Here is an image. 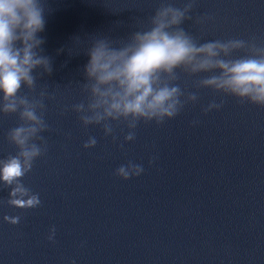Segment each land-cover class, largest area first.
Listing matches in <instances>:
<instances>
[{"label":"water","instance_id":"water-1","mask_svg":"<svg viewBox=\"0 0 264 264\" xmlns=\"http://www.w3.org/2000/svg\"><path fill=\"white\" fill-rule=\"evenodd\" d=\"M160 3L53 0L41 35L54 71L39 82L52 95L47 150L24 177L41 205H0V264H264V107L198 87L206 74L178 72L197 102L159 125L139 123L133 142H124L123 124L113 141L99 126L84 128L72 110L83 99L85 58L58 49L82 31L126 36L146 27ZM189 15L182 26L198 40L264 44V0H194ZM213 101L221 107L205 112ZM17 125L15 114L0 116V156L15 153L7 133ZM89 136L97 144L85 149ZM128 161L144 172L123 180L115 169ZM7 198L0 189V201Z\"/></svg>","mask_w":264,"mask_h":264},{"label":"clouds","instance_id":"clouds-1","mask_svg":"<svg viewBox=\"0 0 264 264\" xmlns=\"http://www.w3.org/2000/svg\"><path fill=\"white\" fill-rule=\"evenodd\" d=\"M52 3L0 0V116L18 117V125L7 133L16 151L0 156V189H8V198L0 205L13 208L41 205L40 194L25 184L24 177L47 150L45 101L52 95L39 82L54 71V57L42 47L45 40L41 35ZM193 4L194 0H161L146 27L126 36L82 31L58 49L57 54L66 50L69 59L85 58L78 67L83 99L71 106L84 128L99 126L115 141V128L123 124L128 129L127 143L135 140L139 123L159 125L175 118L186 104L198 100L196 93L186 92L177 83L178 72L206 74L198 87L264 107V44L239 38L198 40L182 26L191 19ZM221 105L210 102L204 111ZM96 144L97 139L89 136L83 147ZM143 172V165L132 161L115 169L123 180ZM20 219L18 215L3 216L13 225ZM55 235L53 225L47 238L53 241Z\"/></svg>","mask_w":264,"mask_h":264}]
</instances>
